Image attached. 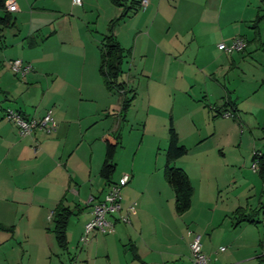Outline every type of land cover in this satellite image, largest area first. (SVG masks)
Instances as JSON below:
<instances>
[{"label":"crops","instance_id":"obj_1","mask_svg":"<svg viewBox=\"0 0 264 264\" xmlns=\"http://www.w3.org/2000/svg\"><path fill=\"white\" fill-rule=\"evenodd\" d=\"M9 1L16 5V11L9 13L11 17L18 15L20 18L28 8L30 11L29 28L19 40L21 51L12 56L29 64L31 70L21 78L10 71L7 63L12 76L9 74L0 82V226L10 229L0 231V264H190L188 245L191 238L186 236L187 231L200 236L202 252L210 264H264L261 259L264 245H260L263 239L243 234L250 227L248 225L254 224L232 228L235 209L251 210V204L256 201L257 209L264 203V186L263 195L255 192L254 199L246 202L241 198L223 199L221 173L213 167L219 163L204 156L202 141H198L197 152L192 158H187V150V154L173 165L183 170L190 180L192 207L206 211L213 206L212 209L219 210L220 215L208 218L203 228L193 219L180 220L175 214L173 192L163 178L165 161L158 165V170L147 171L149 176L145 178L139 176L135 157L133 164L124 171L115 169L109 182L99 175L105 157L101 136L117 134L123 123L129 126L132 120L129 114L137 104L131 82L135 76L141 78L138 88L146 84L147 92L151 81L156 79L162 88V98L167 101L162 114L157 112L160 120L152 117L150 121L152 103L148 92L147 112L140 121L141 143L149 134L152 144L164 151V159L168 122L172 120L165 115L170 108H175L174 100L179 95L204 98L208 107L199 101L198 108L212 110L213 118L223 117L230 106L232 116L223 118L235 120L236 104L230 98L226 76L237 65V53L218 50L216 46L224 42L209 43L213 30L206 26L218 25L217 32L222 34V18L229 19L230 24L237 22L244 16L241 9L238 12L235 8L233 13L221 16L222 0H150L142 14H138L139 9L119 21L112 33L126 51L121 80L126 89L134 93L122 120L123 96L106 90L98 73V58L99 42L108 34L110 22L120 16L123 8L108 0L120 14L106 21L105 33L100 39L89 25L81 30L78 24L67 22L59 28L63 32L56 41L57 46H44L57 35L52 26L49 33L44 30L45 26L37 25L36 20H44L46 10L34 9L33 0H5V4ZM139 1L123 0V3L139 8ZM178 2L194 6L193 14L187 15L184 11H180L182 16L175 14ZM0 13L1 16L3 11ZM18 19L14 17V24L8 27L0 26V33L15 28ZM189 19L192 20L190 27L182 30L180 27ZM240 20L238 22L242 23ZM78 22L76 18L74 23ZM238 29L230 42L243 37L240 26ZM245 42L244 50L248 48ZM39 46L43 48L36 50ZM95 46L98 57L94 63L89 56L95 55ZM210 50L214 56H209ZM42 77L46 80H41ZM37 90L43 107L31 108L35 101H31L32 105L29 102ZM8 109L19 112L26 119H39L50 110L56 130L52 134L35 131L31 136L21 137L12 123L3 120ZM137 120L133 117V123ZM173 125L180 144L186 148L175 122ZM34 146L38 147L36 154L32 151ZM123 174H128L130 181L120 192L121 205L126 208L135 204L136 209L130 224L115 222L113 233L95 232L91 241L81 247L79 238L91 217L87 200L90 197L101 200L108 187L117 183ZM60 201L74 212L66 228V249H61L55 241L52 219L50 227L46 228L47 218ZM258 218L262 223L264 217ZM17 223L22 225L20 231L16 229ZM221 248L224 250L220 251ZM61 253L66 259L61 258Z\"/></svg>","mask_w":264,"mask_h":264},{"label":"rangeland","instance_id":"obj_2","mask_svg":"<svg viewBox=\"0 0 264 264\" xmlns=\"http://www.w3.org/2000/svg\"><path fill=\"white\" fill-rule=\"evenodd\" d=\"M32 4H34L33 7L36 10H46L43 18L45 21L36 20L37 25L41 27L45 26L44 30L49 33L52 31L51 26L56 30L57 35L55 38L48 45L44 46H57L56 41H59L61 32H63L59 28L64 27L67 22H70L71 25L78 24L81 30H85V27L89 25L90 30L95 31L100 39L102 33H105L106 21L120 14V11L112 7L108 0H84L83 7L74 6L71 0H33ZM222 4L221 16L233 13L235 8L238 9V12L241 9L244 16L239 20L243 22L240 23L238 20L230 24L229 19L222 18V34L217 32L216 28L218 25L211 24L206 26L213 30L208 42L215 43V45L219 42L228 44L230 37L238 32L240 26L242 31L241 35H243L242 38L246 39L245 41L248 43L246 50L236 54L238 58L236 60L237 65L226 76L230 98L236 104L237 115L235 116V120L223 117L213 118L214 113L212 110L207 109L208 104L204 98L200 97L196 99L191 96L192 94L176 97L174 100L175 108H170V111L168 110L165 117L168 119L170 116L173 123L175 122L178 127L181 139H183L182 141L186 144L185 146L188 150V159L192 158L194 153L197 152L196 147L198 145L197 143H199L198 141H202L204 156L220 164H215L213 167L217 172L221 173V185L224 189L221 197L223 199L224 197L228 198V200L232 201L235 198H241L242 201L246 202L247 199H254L253 195L255 192L260 196L263 195L261 192L263 188L262 182L257 173L252 170L251 166L253 163L251 160L254 153L258 152V155L264 154V0H222ZM177 7L175 14H180V11L186 12L187 15L193 14L194 12V6L183 5L182 2H178ZM28 9L24 11L25 15L20 18L18 15H12L13 18H19L15 28H10L0 33V82L6 80L5 77L9 76V74L11 75L7 69V63L16 58L12 55L17 51H21L19 47L21 41L19 42V40L26 33L30 25L28 23L30 22L28 17L30 11ZM143 12V10H139L138 14H142ZM180 15L182 16V14ZM257 17H259L258 20H256ZM46 18H48L47 21ZM76 18L79 21L78 23H74ZM190 21L192 22L189 19L188 23L182 24L180 28L184 30L190 27ZM39 48L42 49L43 47L39 46L36 50H41ZM95 50L96 53L93 58L89 56V60L94 63L98 57L97 46H95ZM212 54L213 56L215 55L210 50L209 56H212ZM41 80L46 79L42 77ZM138 80H141V78L135 76L134 81H131L134 87L133 89L137 94V104L131 109V113L129 114V116L132 114V120L129 126L123 123V127L125 128L122 127V132L121 129L117 132L118 134L121 133V144L114 157V163L117 164L116 171H124L133 164L132 162L135 157L136 164L139 168V176L145 178L149 176L146 175L147 171L151 168L158 170V165L160 163L163 165V161H165L164 151L156 148L152 144L149 134L144 137L141 143L143 131L140 121H142L146 114L145 112H147V103L149 101L148 92H150L152 103L149 114L150 121L152 117L157 121L160 120V115L157 112L159 110L162 114L164 106L167 105V101L162 98V88L156 82V79L149 84L148 92L146 84L138 88ZM40 100V91L37 90V94L29 102V105H32L31 101H35L30 107H38L40 105L42 108L43 104H41ZM199 101L202 104L206 103L205 105L207 107L200 110L198 108L201 104ZM145 109L146 111H144ZM227 109L231 113L232 109L230 106H227ZM133 117L139 120L133 123ZM141 181L144 182L142 179ZM251 205L252 209H256L257 201ZM212 207L210 210L203 211L197 206H191L186 213L181 215V217L178 216V218L180 220H184L185 218L193 219L200 228H203L208 218H217L219 214V210L212 209ZM239 210L244 213L251 211L245 207L244 209L239 208ZM262 215L260 213L259 217H264ZM50 219L47 218L49 222L46 223V228L51 225ZM16 225L18 231L23 229L22 225L20 226L18 223ZM248 226L250 227L245 229L243 234L246 233V236L253 237L258 235L261 240L263 239L264 218L258 226ZM61 255L62 259H66L63 253Z\"/></svg>","mask_w":264,"mask_h":264},{"label":"trees","instance_id":"obj_3","mask_svg":"<svg viewBox=\"0 0 264 264\" xmlns=\"http://www.w3.org/2000/svg\"><path fill=\"white\" fill-rule=\"evenodd\" d=\"M114 6L121 7L122 12L115 20L111 21L108 28V34L104 35L99 45V66L98 73L102 79V82L108 92L121 93L123 96L121 114L122 120L125 119V114L130 106V103L134 99V93L126 89V85L121 80L122 76V62L125 58L126 51L118 44L112 33L114 26L130 13L133 14L139 10L138 7H127L123 0H109ZM0 10L3 14L0 16V26L8 27L13 25V18L5 9V0H0ZM257 17L256 20H258ZM264 132V127H263ZM168 143L165 150V165L163 169V178L166 184L170 187L174 196V212L177 216H181L186 213L191 207V200L193 196V187L186 173L173 165L174 161L185 156L187 149L180 144L177 132L174 128L173 122L169 119L167 127ZM101 140L105 145V157L103 164L100 168V177L109 182L112 178L116 165L114 163V157L117 148L120 146V135L105 133L101 136ZM252 163L257 164L256 173L259 176L264 186V154L258 155L254 153L252 156ZM68 207L63 205L60 201L51 214L54 235L57 245L61 249H66V228L70 217L73 215ZM264 215V203L255 210H251L248 213L240 212L239 209L235 210L232 215L233 223L232 228H237L241 224H259L261 223L258 218L259 214ZM0 231H10L8 228L0 226ZM260 245H264V237L260 242ZM264 260L263 258H261Z\"/></svg>","mask_w":264,"mask_h":264},{"label":"built area","instance_id":"obj_4","mask_svg":"<svg viewBox=\"0 0 264 264\" xmlns=\"http://www.w3.org/2000/svg\"><path fill=\"white\" fill-rule=\"evenodd\" d=\"M150 0H140L139 9L143 10L147 7ZM74 6H82L83 0H71ZM5 9L8 13H14L16 11V5L13 1H9L5 4ZM218 50L227 52L229 54L242 52L246 48V42L242 38L233 39L228 45L219 44ZM10 71L21 78L31 70L29 64L24 63L21 59H13L8 62ZM231 113H224L223 117H231ZM3 120L12 123L18 134L21 137L31 136L35 131H42L45 134H52L56 130V122L52 117V112L48 110L39 119H26L19 112L14 110H6L3 115ZM36 154L38 147L32 148ZM252 170H257V164H252ZM130 181L128 174H123L117 183L108 187L107 191L101 198V200H94L90 197L87 200L86 205L91 209V217L84 224L82 234L79 238V245L81 247L86 246L92 239L93 233H99L102 235L111 234L114 231L115 222L122 224H130V217L135 214V204L129 205L123 208L121 205L120 192L122 188L127 186ZM113 217V221L109 218ZM51 218V216L49 217ZM186 236L191 238L189 242L190 251V264H210L208 257L202 252V246L200 236L193 234L191 231L186 232ZM221 248L220 251H223Z\"/></svg>","mask_w":264,"mask_h":264}]
</instances>
